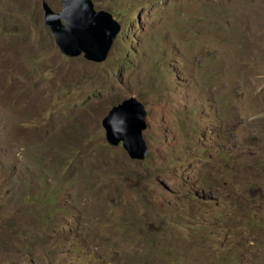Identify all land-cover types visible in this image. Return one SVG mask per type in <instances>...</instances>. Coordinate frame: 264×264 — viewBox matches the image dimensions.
<instances>
[{"label": "rangeland", "instance_id": "obj_1", "mask_svg": "<svg viewBox=\"0 0 264 264\" xmlns=\"http://www.w3.org/2000/svg\"><path fill=\"white\" fill-rule=\"evenodd\" d=\"M44 1L0 0V264H264V0H94L104 62ZM131 96L143 160L102 124Z\"/></svg>", "mask_w": 264, "mask_h": 264}, {"label": "water", "instance_id": "obj_2", "mask_svg": "<svg viewBox=\"0 0 264 264\" xmlns=\"http://www.w3.org/2000/svg\"><path fill=\"white\" fill-rule=\"evenodd\" d=\"M62 12L44 1L45 21L61 52L68 57H85L96 62L108 59L123 23L108 10L97 9L94 0H63ZM106 138L114 146L122 144L132 159L143 160L149 151L144 138L147 109L131 96L114 105L103 119Z\"/></svg>", "mask_w": 264, "mask_h": 264}, {"label": "trees", "instance_id": "obj_3", "mask_svg": "<svg viewBox=\"0 0 264 264\" xmlns=\"http://www.w3.org/2000/svg\"><path fill=\"white\" fill-rule=\"evenodd\" d=\"M118 39H119V38H118ZM60 211H62V209H60V210H59V212H60ZM50 216H51V215L49 214V217H50ZM49 217L45 219V220H46V222H47V224H48V223H49V221H50V220H49V219H50Z\"/></svg>", "mask_w": 264, "mask_h": 264}]
</instances>
